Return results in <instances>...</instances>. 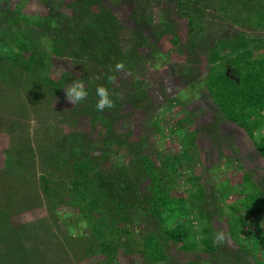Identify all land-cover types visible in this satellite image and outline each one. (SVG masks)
Here are the masks:
<instances>
[{
	"label": "rangeland",
	"instance_id": "374dc122",
	"mask_svg": "<svg viewBox=\"0 0 264 264\" xmlns=\"http://www.w3.org/2000/svg\"><path fill=\"white\" fill-rule=\"evenodd\" d=\"M261 2L262 0H250V2L248 0H101V4L91 2L88 4L90 10L98 11L99 6L109 8L121 24V27L107 31V36L104 38L116 39L105 56L106 59L109 56L116 59V62L109 67L112 71L111 77L113 76L111 81L105 80V75L109 72L105 65L91 62L85 56L56 55L48 42L50 38L48 33L39 36L44 50L49 55L47 62L52 77L55 80L64 79V82L52 96L45 94L42 98L33 97L29 89L26 90L20 85L16 98L12 92L15 85L7 83L10 80L0 83V88L13 94L10 95V99L0 100V169H3V174L7 176L0 190V205L8 192L15 193L19 186H25V192H32V195L38 196L40 187L37 180L41 172H46L45 165H52L53 168L56 161L62 157L68 158L69 153L65 150L67 135L77 132L81 133L84 139L90 137L93 145H97L92 148V152H101L98 146L102 144V138L106 133L104 132L107 128L106 121L95 118L86 111L87 102L75 105L66 97L67 86L75 79H83L93 99H98L95 94L97 86H105L110 90L114 107L106 109L104 114L108 116L114 133L121 134V138L127 135V138L136 145L142 137L147 138L145 146L143 145L144 151L142 150L143 153L146 152L145 154L161 151L162 154L171 153L175 158L181 156L180 152L185 149L182 135L196 133L197 145L190 152L193 154L194 171L204 180L207 193L204 209L211 215L216 233L223 232L226 239L211 252H206L199 246L182 250L173 244H167L165 252L169 261L173 264L194 261L213 264H225V262L256 264L251 251L246 249L244 251L234 243L230 228L235 225L242 227L245 233L241 238L243 241H249L247 230L259 234L264 232V214H255L249 209L243 210L238 207L229 211V204L241 203L242 197L237 199L239 192L226 196L222 203L219 201L223 197V191L229 190L230 185L238 184L247 172L252 174L264 189V154L259 151L260 133L259 130H254L258 138L255 140L245 129L224 116L212 96L218 97V94L216 92L211 94L207 79L211 66L225 67L227 74L236 78L231 57L227 55L228 48L218 43L223 38L229 39L242 32L263 39L264 29L252 25L249 18L244 19L251 13L263 9ZM59 12L72 13L68 0H65L60 7L49 6L42 0H0V25L9 30L12 26L24 27L26 20L23 21V18L28 15L47 16ZM188 13H195L196 19H192L193 27H190ZM234 15L237 17L236 20L232 17ZM199 21L200 25L196 26L195 23ZM167 22L180 35V48L173 44V36L165 26ZM38 31L43 33L40 28ZM251 47L252 45L249 46ZM215 48L219 50V57L211 65L209 53ZM243 55L247 56V53L244 52ZM117 63H123L124 70L117 71L115 68ZM134 85H141L142 88L137 89ZM130 96H135L139 105L134 106ZM128 156L131 155L122 147H118L114 149L112 157L103 161L102 165L119 167L117 163L127 160L125 157ZM21 157L26 167L23 177H20L21 173L18 174L17 169L13 172L7 169L11 163L19 161ZM182 162L179 160L182 166L175 174L177 183L172 189L176 196L183 194L187 196L189 188L191 186L195 188L187 179L186 164ZM8 171L12 172L11 175L7 174ZM29 171L32 173L27 176ZM57 172L61 178H67L70 169L60 166ZM142 188L147 190L148 179L143 182ZM36 201L33 203L36 204ZM223 202L225 206L220 207ZM11 210L13 214L8 218L16 227L36 218L52 220L51 216L54 213L59 217L57 225L60 229L56 228L57 232H62V234L59 232V236L67 232L66 225L61 219L72 216L73 212L77 211L76 208L71 209L69 204H66L51 212L46 203L22 209L15 205ZM129 213L132 224L139 229V232L134 247L131 246V252L119 251L116 262L147 264L142 251V236L147 231L155 230L156 224L141 208L130 209ZM232 214H235V217L231 219L229 215L233 216ZM189 218L195 219L193 216ZM74 223L80 225L67 224L78 243L80 241L78 235L86 233L88 228L79 221ZM193 226L197 228L195 220ZM41 236L44 238L46 233H41ZM198 238H200L199 233ZM195 239L197 240V236ZM41 240H44L43 243L46 241L45 238L39 237V242ZM259 241L256 238L251 243L254 246L255 242ZM52 243L53 245L47 247L44 245L35 247L34 242L29 247L22 244L24 249L18 252L27 260H35L37 256L45 255L43 257L47 264H105L100 263L105 258L103 253H91L82 260L73 261L68 259L70 256L63 255L64 251L60 253L57 240H53ZM13 253L9 252L6 257ZM46 263L40 260L38 264Z\"/></svg>",
	"mask_w": 264,
	"mask_h": 264
},
{
	"label": "trees",
	"instance_id": "16d2710c",
	"mask_svg": "<svg viewBox=\"0 0 264 264\" xmlns=\"http://www.w3.org/2000/svg\"><path fill=\"white\" fill-rule=\"evenodd\" d=\"M42 1L49 6L60 7L65 0ZM91 2L101 4V0H68V6L72 9L71 14L59 12L50 13L47 16L24 15L27 16L23 18V21L26 20L25 26H12L10 30L0 25V79H2L0 83L10 80L7 83L15 85L12 92L16 98L20 91L18 85L26 90L29 89L32 96L38 98H42L45 94L52 96L59 90L64 79L55 80L52 77L47 62L49 55L38 38L47 33L50 37L48 42L54 54L85 56L91 62L101 63L109 69L116 59L110 56L106 59L105 56L116 39L105 40L104 38L107 36V31L119 28L121 24L109 8L99 6L98 11L90 10L88 4ZM261 3L264 6V0ZM188 15L190 27H193L192 19H196L195 13H188ZM232 17L237 19L235 15ZM248 18L252 25L264 29V8L244 17L245 20ZM195 24L200 25V21ZM165 26L173 36V44L180 48V35L168 22ZM38 28L43 30V33H40ZM219 44L228 48L227 55L231 57L236 78L229 76L225 67L211 66L207 79L208 89L211 94L212 92L218 94V97L212 96L226 118L245 129L255 140L258 138L254 130H259L258 140H261L259 151L264 154V141H262L264 140V38L251 37L242 32L232 38L221 39ZM251 45L252 47L249 48ZM244 52L247 56L243 55ZM209 54V62L212 65L219 57V50L215 48ZM111 73L109 69L108 74L105 75L106 81H110L108 78L111 77ZM134 86L137 89L142 88L141 85ZM12 92H6L5 89L0 88V100L10 99ZM221 93L222 96H220ZM130 98L134 106L139 105L136 103L135 96H130ZM96 101L89 92L84 102H87L86 111L95 118L106 121L107 128L104 130L106 133L102 138V144L98 146L101 152H92V148L97 145H93L90 137L84 139L81 133H71L65 137L68 139L65 149L69 153L68 158L62 157L53 164V168L52 165H45L46 172H41L37 180L40 187L37 197L32 195V192H25V186H19L16 194L8 192L5 200L2 199L0 205V264H38L40 260L46 263L43 257L45 255H39L35 260H27L19 254L18 250L24 249L22 244L29 247L33 242L36 244L35 247L51 246L53 240L59 242L60 253L64 251L63 255L70 256L68 259L73 261L82 260L91 253L100 252L105 255L100 263L117 264L119 251L130 253L131 246L134 247L136 235L139 232V229L132 224L130 217L129 212L133 208H141L147 212L156 224L155 230L147 231L142 236V251L147 264L151 262L173 264L165 252L167 244H173L182 250L199 246L206 252L217 248L218 245L213 242L216 231L211 222V215L204 209L207 200L204 180L194 171L193 154L190 152L197 145L196 133L182 135L185 149L180 152L181 156L178 155L175 158L173 154H162L161 151L145 154L146 152L143 153L142 150L144 151L143 147L147 138L142 137L144 140L140 139L141 141L136 145L127 138V135L121 138V134L114 133L108 116L104 114V111L96 110ZM156 124L158 125V122ZM118 147H122L131 156L125 157L127 160L118 162L119 167L103 166V161L112 157L114 149ZM21 151L24 154L23 148ZM179 160L186 164L185 168L188 171L186 177L195 186V188L192 186L189 188L187 196L185 194L176 196L172 192L177 183L175 174L182 166ZM23 161L21 157L19 161L11 163L7 169L12 172L17 169L18 174L21 173L20 177H23L26 169ZM31 166L35 168L34 165ZM60 166L70 169L67 178H61L57 172ZM9 171L7 174L11 175L12 172ZM31 173L27 172V176ZM5 178L7 176L3 174V169H0V190L4 186ZM146 179H148V188L147 190L141 189ZM228 188L229 190L223 191L220 203L231 193L239 192L237 199L242 197L240 204H229V211L238 207L243 210L249 209L255 214H264V189L252 174L244 173L238 184L230 185ZM33 201H36V204ZM43 203H46L51 212L66 204H69L71 209H77L73 212L74 215L61 219L66 225V234L59 236V232L62 234L61 231L57 232V229H60L57 225L59 217L54 213L51 216L52 220L36 218L17 227L9 221L8 216L13 214L11 209L15 205L22 209ZM223 204H220V207L225 206ZM232 215H229V218L235 217V214ZM190 216L195 219L191 220ZM194 220L197 228H193ZM75 221L83 223L88 228L86 233L78 235L80 237L78 243L67 224L80 225L74 223ZM43 232L46 233L44 243V240L39 242V237L44 239L41 236ZM247 232L249 241H243L241 237L245 233L244 229L236 225L230 228L234 243L244 251L245 249L251 251L256 264H264V232L260 234L252 230H247ZM198 233L200 238H198ZM256 238L261 243L260 241L255 242L253 246L251 242ZM9 252L14 253L6 257ZM178 264L213 263L194 261Z\"/></svg>",
	"mask_w": 264,
	"mask_h": 264
},
{
	"label": "clouds",
	"instance_id": "9594fccd",
	"mask_svg": "<svg viewBox=\"0 0 264 264\" xmlns=\"http://www.w3.org/2000/svg\"><path fill=\"white\" fill-rule=\"evenodd\" d=\"M123 63H117L115 68L117 71L124 70ZM110 81L113 80L112 77L108 78ZM96 97L98 98L95 104L96 110L103 112L106 109H112L114 107V100L112 93L105 86H97L95 89ZM89 96L88 85L83 79H75L70 85L66 88V97L67 99L77 105L86 101ZM226 237L223 232H217L213 236V242L217 245L222 244L225 241Z\"/></svg>",
	"mask_w": 264,
	"mask_h": 264
}]
</instances>
